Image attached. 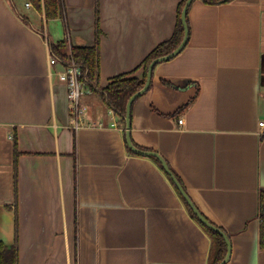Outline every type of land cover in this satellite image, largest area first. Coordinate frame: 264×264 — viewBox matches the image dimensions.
I'll use <instances>...</instances> for the list:
<instances>
[{
  "label": "crops",
  "instance_id": "crops-1",
  "mask_svg": "<svg viewBox=\"0 0 264 264\" xmlns=\"http://www.w3.org/2000/svg\"><path fill=\"white\" fill-rule=\"evenodd\" d=\"M180 2L64 0L47 20L29 0H0V241L13 244L17 219L20 264H207L211 238L163 164L129 151L119 115L87 86L76 129L66 65L49 61L51 44L95 45L98 20L101 87L141 77ZM188 24L185 48L132 104L131 139L228 233V264H264V0H194Z\"/></svg>",
  "mask_w": 264,
  "mask_h": 264
},
{
  "label": "trees",
  "instance_id": "trees-1",
  "mask_svg": "<svg viewBox=\"0 0 264 264\" xmlns=\"http://www.w3.org/2000/svg\"><path fill=\"white\" fill-rule=\"evenodd\" d=\"M33 6L44 12L47 20L58 18L63 14L64 0H29ZM209 5H218L229 2L231 0H201ZM186 0H181L178 10V20L176 29L171 38L157 45L142 61L139 68H142V76H134L133 73L124 74L111 79L110 82L101 87L100 84V47L99 40L101 30L97 20V31H96V43L93 46L77 47L73 46L68 51L65 43L59 42L51 44V50L53 55L58 59L62 60L65 65L70 62H75L81 70V83L84 86L89 87L92 91L101 95V98L105 102L108 108L117 113L120 117V123L125 127V115L126 106L130 97L139 91L146 82V74L149 64L155 58L167 55L172 52L181 43L184 37V28L181 20V11ZM135 70V71H136ZM15 143V165L17 164V137H14ZM131 149H129L130 151ZM132 151V150H131ZM155 158V157H154ZM159 161L157 158H155ZM181 194V193H179ZM182 195V194H181ZM184 199V198H183ZM259 218L260 219V234L259 243L261 250L264 249V189L260 192L259 197ZM186 203V206L192 217L199 223V225L205 230V232L211 238V250L207 264H219L227 253V244L221 233H218L208 227H206L200 220L195 216L190 206ZM209 220V219H208ZM213 223V222H212ZM215 224V223H214ZM216 225V224H215ZM18 220L16 219L15 239L13 244H6L0 241V264H20V253H19V229ZM220 227V226H218ZM225 231L222 227H220ZM226 232V231H225ZM227 233V232H226Z\"/></svg>",
  "mask_w": 264,
  "mask_h": 264
},
{
  "label": "water",
  "instance_id": "water-1",
  "mask_svg": "<svg viewBox=\"0 0 264 264\" xmlns=\"http://www.w3.org/2000/svg\"><path fill=\"white\" fill-rule=\"evenodd\" d=\"M193 1L194 0H186L185 4L183 6V9L181 11L182 25H183V28L185 30L184 31V37H183L181 43L172 52L168 53L167 55L155 58L154 60L151 61V64H149V66H148L145 85L143 86V88H141L135 94H133V96L130 97V99L127 102L126 115H125V123H126L125 126L127 129L126 130V140H127L128 146H130L129 148H131V150L134 153L139 154V155L156 157L161 162V164H163L165 171L171 176V178L174 181L179 192L182 194L183 198L185 199L187 204L190 206V208L194 212L195 216H197V218L200 220V222L203 223L206 227H208V228H210V229H212L218 233H221V235L223 236V238L226 241L228 251H227L225 257L223 258V260L219 264H228V261L230 260L231 254H232V244H231V239H230V236L228 235V233H226L220 227H218L217 225L212 223L210 220H208L206 218V216L199 210V208L194 204V202L192 201L191 197L189 196V194L187 193V191L185 190V188L183 187V185L181 184L179 179L176 177V175L170 169L167 161L159 153H157L155 151H151V150L140 149L139 147L134 145V143L132 142V139H131L132 104L138 97H140V95H142L143 93H145L146 91L149 90L151 82L153 81L152 77H153V72H154L156 65L160 64L161 62H164V61L168 62V60L177 56L187 45V42L189 40V32H190L189 31V24H188V11H189V8H190L191 4L193 3Z\"/></svg>",
  "mask_w": 264,
  "mask_h": 264
},
{
  "label": "built area",
  "instance_id": "built-area-1",
  "mask_svg": "<svg viewBox=\"0 0 264 264\" xmlns=\"http://www.w3.org/2000/svg\"><path fill=\"white\" fill-rule=\"evenodd\" d=\"M49 61L51 65H55L60 60L56 56H51ZM81 74V68L73 61L66 65L63 70L58 72L60 80L65 82L68 87V98L71 105V116L74 127L76 129L81 128L80 126L84 122V111L81 105L84 85L80 80ZM183 121V119L179 120L181 124H183ZM260 124L261 126H264V121H262ZM112 126H116V124L113 123Z\"/></svg>",
  "mask_w": 264,
  "mask_h": 264
}]
</instances>
